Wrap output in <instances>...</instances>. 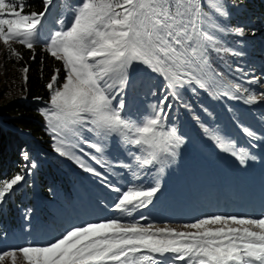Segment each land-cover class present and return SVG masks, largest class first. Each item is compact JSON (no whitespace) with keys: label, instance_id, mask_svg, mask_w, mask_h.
<instances>
[{"label":"snow or ice","instance_id":"6c2138e0","mask_svg":"<svg viewBox=\"0 0 264 264\" xmlns=\"http://www.w3.org/2000/svg\"><path fill=\"white\" fill-rule=\"evenodd\" d=\"M43 4L44 11L26 13L30 7L26 0H0V41L17 59L22 57L13 43L30 50L43 44L62 62L63 80L61 70L54 69L46 85L48 106L41 109L61 156L73 158L79 151L106 170L115 166L134 176L148 175L143 170L169 163L186 142L169 115L176 106L191 110L184 99L186 88L191 86L195 92L219 86L223 95L245 104L264 101V91L251 87L264 86V81L250 69L237 66L234 71L240 76L227 77L212 64L213 55H244L242 49L225 46L222 40L223 34H245L242 26L229 29L220 23L230 16L226 0H79L70 5L69 22L60 19V26L47 34L42 21L53 0ZM133 64L164 81L159 93H151L159 98L140 116L127 113L123 99ZM28 71V67L22 69L25 81ZM195 119L220 151L241 165L250 158L234 140L199 122L198 116ZM243 132L256 138L248 127ZM113 137L118 148H127L130 159L109 165L93 153H102L101 141ZM21 155L31 174L37 164L28 162L27 151ZM74 162L105 179L104 173L79 158ZM24 179V174L17 173L0 180V204ZM105 187L116 194L111 210L120 216L73 226L47 244L5 250L0 252V264L6 258L17 264L18 254L24 264H264V217L214 214L184 223L179 227L185 230L178 231L168 224L141 223L148 219L143 214L124 219L153 203L158 183L130 182L124 187L106 183Z\"/></svg>","mask_w":264,"mask_h":264},{"label":"rangeland","instance_id":"374dc122","mask_svg":"<svg viewBox=\"0 0 264 264\" xmlns=\"http://www.w3.org/2000/svg\"><path fill=\"white\" fill-rule=\"evenodd\" d=\"M245 1L226 0L230 16L228 19L220 21L223 26L229 29L237 25L242 26L245 29L244 36L237 37L231 34H223L222 40L225 46L237 50L242 49L247 54H251L252 46L258 47L260 54L257 55V58H262L264 61V34L259 32L260 30L263 31L264 28H261L258 21L253 22L247 18L244 13L246 11ZM78 2L79 0H53V4L49 6L47 15L42 21L44 34L57 29L60 26L58 24L60 19H64L65 24H67L71 16L70 5ZM232 5H238V7H232ZM255 38L260 39V41L258 43L254 42L257 41ZM248 41L253 42L249 43ZM40 45L43 46V44ZM3 48H6V46L0 41V55ZM226 55L212 56L214 68L219 69V66H226L229 77H239V73L227 67ZM232 56L243 60V56ZM255 64L256 67L251 68L249 64L243 61L242 68L250 69L251 73L264 81V62L259 63V60H256ZM240 79L242 81L243 78L240 77ZM163 85L164 81L160 77L148 72L142 65L133 64L129 70L128 86L125 88L123 95L126 103L125 111L133 116H140L150 111L151 106L159 98L158 95L154 96L151 93L154 91L159 93ZM251 87L257 88L258 91H264V86L252 85ZM190 88L191 86L185 89L184 99L191 104V110L177 106L179 112L176 113V108H174L169 113L171 123L175 124L186 137V142L178 150V155L169 163L143 170L144 172H150L148 175L141 172L134 176L130 171L115 166L106 170L83 156L79 151H75L73 158L59 155L55 151L58 141L54 138L46 120V129L52 139L53 157L63 161L74 172L79 180L80 187L73 186L74 194L66 193L70 195V198L65 200L61 208H57L54 203L49 202L50 208L57 213V219L54 220L45 209L40 207L44 216L51 222L48 228L25 230L22 234H13L10 239L2 236L0 237V252L27 244H47L59 238L73 226L120 216V213L111 210L116 194L105 187L106 183H117L121 187L130 182L144 186L157 183L160 185V190L153 198V203L148 208L134 213L133 217H124L126 220L138 219L143 214L148 219L142 220L141 223L152 222L160 227L168 224L178 231H184L185 229L179 227L180 225L214 214L264 217V119H262L264 117V101L248 106L243 100L231 99L223 95V89L219 86L211 88L215 94L224 97L231 106V114L226 115L232 124L230 129L224 120L220 123L223 117L212 111L211 103L207 102V98H205L206 90L197 89L193 92ZM47 106L43 105L41 109H45ZM190 111L193 116L190 115ZM195 116L199 117V122L218 129L226 137L234 140L238 147L244 148L250 156L246 163L241 165L233 156L220 151L205 136ZM231 117L234 121L231 120ZM182 121L187 123L182 124ZM220 124L224 127H220ZM243 127L253 130L256 133V138L246 136ZM193 133L212 151L213 155H205L198 148L197 143L192 138ZM89 138L93 139V137ZM115 139L113 137L101 141L105 145L104 151L93 153V155L98 156L102 162L109 165H114L115 161L130 159L127 148H118L114 144ZM86 151L91 150L86 149ZM132 151H136V149L133 148ZM76 158L104 173L105 179L102 180L91 173L85 172L77 162H74ZM48 163L51 162L48 161ZM54 167L56 173L59 174L60 167ZM28 177L33 179L34 175L31 173ZM60 180L62 183L66 181L64 178ZM23 185L24 181L14 186V190L21 188ZM64 188H66L65 184ZM13 191L6 195L5 201L0 206L4 205L7 196L12 194ZM89 197L98 201L94 210L88 207ZM75 207L76 210H74ZM3 264H11V259L6 258ZM17 264H24L19 254ZM180 264H183V262H180Z\"/></svg>","mask_w":264,"mask_h":264},{"label":"trees","instance_id":"16d2710c","mask_svg":"<svg viewBox=\"0 0 264 264\" xmlns=\"http://www.w3.org/2000/svg\"><path fill=\"white\" fill-rule=\"evenodd\" d=\"M26 2L30 5L25 8L26 13L44 11L43 0H26ZM245 3L244 13L247 18L253 22L258 21L261 28H264V0H246ZM259 32L264 34V30ZM256 40L254 41L256 43L260 41V39ZM12 48L20 54L21 59L12 55L7 46L2 49L0 55V180L11 178L17 173L24 174L25 179L24 185L7 196L4 205L0 206V237L6 236L8 239L12 238L13 234H22L25 230L48 228L51 222L44 216L40 207L55 220L58 216L56 211L50 208L49 202L61 208L65 200L70 198L66 193L74 194L73 186L80 187L74 172L63 161L53 157L52 139L46 129V119L41 115L40 110L49 100V90L46 85L54 69L61 70L60 78L61 81L63 80L62 62L55 60L42 45L30 50L23 45L13 43ZM259 51L258 47L252 46L251 54L244 52L243 60L227 54V67L229 69L242 67V62L245 61L251 68H255L256 60H259V63L264 62L262 58H257ZM24 67L29 69L27 81L22 72ZM219 70L229 77L226 66H219ZM205 98L211 103L212 111L223 117L220 123L225 121L231 129L232 124L212 89L206 90ZM220 99L231 114L229 102L224 97ZM175 108L176 113L179 112V108L177 106ZM190 115L193 116L191 111ZM185 123L187 122L182 121V124ZM220 127L224 126L220 124ZM192 138L205 155H213L194 133ZM23 151L29 153V163L37 164L31 172L34 175L33 179L28 177L29 174L25 170V161L21 155ZM54 166L60 167L59 174L56 173ZM61 178L66 180L65 183L61 182ZM88 203V207L94 210L98 201L89 197Z\"/></svg>","mask_w":264,"mask_h":264},{"label":"bare ground","instance_id":"6f19581e","mask_svg":"<svg viewBox=\"0 0 264 264\" xmlns=\"http://www.w3.org/2000/svg\"><path fill=\"white\" fill-rule=\"evenodd\" d=\"M249 106V105H248Z\"/></svg>","mask_w":264,"mask_h":264}]
</instances>
